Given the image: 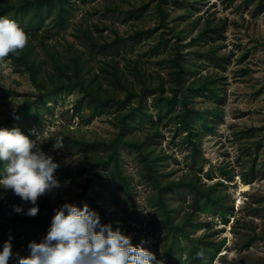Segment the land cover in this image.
Returning a JSON list of instances; mask_svg holds the SVG:
<instances>
[{
	"label": "rangeland",
	"instance_id": "1",
	"mask_svg": "<svg viewBox=\"0 0 264 264\" xmlns=\"http://www.w3.org/2000/svg\"><path fill=\"white\" fill-rule=\"evenodd\" d=\"M66 5L70 11L64 27L57 22L56 8L39 32L40 38L28 32L27 43L37 57L47 89L52 90L56 83L71 88L45 93L12 59H0V125L21 110L9 129L19 127L30 139L42 142L43 150L60 163L57 170L64 172L81 171L109 155L102 150L81 151L72 140L111 142L120 136L141 143L148 140L145 152L162 158L157 170L163 188L180 181L198 182L205 188L223 184L219 190L228 210L227 222L219 215L194 212V222L209 223V227L191 229L193 238L204 236L224 242L213 264H264V0H69ZM208 27L219 28L221 34L212 39L204 33ZM149 30L158 31L136 39L138 33ZM163 32L170 43L165 49H157ZM41 38L49 52L62 60L68 77L73 74L71 59L77 56L98 96L115 101L97 108L74 79L60 75L40 45ZM179 46H184L181 54L191 70L182 87L201 82L211 85L202 95L189 91L190 110L215 112V116L210 115L211 127L197 139V151L179 124L184 108L173 68ZM212 54L222 67L208 61ZM155 88L164 90L157 96H177L180 105L161 112L155 96L147 93L143 97L144 91ZM214 91L218 97L212 95ZM128 93L137 97L119 106ZM132 110L136 114L128 121L132 126L122 132L120 116ZM193 116V126L200 128L201 122L195 113ZM63 137L71 141L53 150L55 140ZM119 153L128 186L121 185L112 165L101 170L115 193L100 200L93 186L88 195L98 201V207L81 195L88 181L86 174L69 178L55 175L63 186L38 199L46 198L57 208L65 202L79 207L87 203L99 213L100 222L105 216L113 229L119 227L132 237V244L145 241L144 247L162 260L169 238L158 202L159 189L146 179L141 155L135 149L119 145ZM3 166L6 164H0ZM253 169L258 174L256 180L244 184L243 178ZM224 172H230V181L225 180ZM9 191L11 202H24ZM163 194L175 222L193 214L189 191ZM12 217L6 207H0L1 248L11 235L13 253L27 256L29 242H40L48 229L33 233L11 227ZM182 244L188 245L185 240ZM13 262L10 258L9 264Z\"/></svg>",
	"mask_w": 264,
	"mask_h": 264
},
{
	"label": "trees",
	"instance_id": "2",
	"mask_svg": "<svg viewBox=\"0 0 264 264\" xmlns=\"http://www.w3.org/2000/svg\"><path fill=\"white\" fill-rule=\"evenodd\" d=\"M69 0H0V16H7L11 19H14L18 22V24L25 29V31L31 34L35 39L40 38L39 32L44 28V25L48 19V17L54 12L57 8L58 17L57 22L60 27H64L67 22V15L69 13V8L66 3ZM162 11V10H160ZM163 12V11H162ZM158 30H149L138 33L136 39H141L144 35H151ZM204 33L209 37L214 38V35H220L221 30L219 28L214 29H205ZM202 38V37H201ZM40 45L43 47L44 51H46L47 55L50 56L52 62L56 69L60 72L61 76L67 77L69 80H73L78 84L79 87L86 93V95L92 100L95 101L97 108H105L111 101L106 99L104 100L100 96H98L97 90H95L90 82H87L86 74L84 73V65L81 62L80 58L77 56L72 57L71 62V71L72 76L68 77V72L65 70V66L62 60L58 55L52 52H49V46L46 44L43 38L39 39ZM170 40L166 38L165 32L160 34L159 43L156 46L157 49H165L168 47ZM30 43H27L26 46L22 50H18V54H9L7 59H12L15 64L21 68L23 71H26L33 83L38 86V88L42 89L45 93H54V92H63L67 89H70L71 86H60L53 79V85L55 87L51 89H47L45 80L40 75L41 71L39 65H37V57L33 56L34 54L31 52ZM179 50L173 60V68L175 69V79L177 82L178 89H181V105L184 108V112L179 121L183 131L186 132V140L192 146L194 151L198 150L197 139L201 138L202 134L205 130L211 127L210 125V115L215 116V112L212 114L209 111H192L188 108L189 96L190 92L196 95H202L206 93V91H210L207 87L210 85L208 82H201L200 85L195 86L193 83L187 89L182 87V83L186 78V75L190 73L191 70L187 68L185 64V55L181 54V50L184 46H179ZM208 61L216 62L217 66L222 67L220 63V59L215 57V55H209ZM119 82L121 78L115 76ZM211 86V85H210ZM150 93V96H155V101L157 106L160 108V111H168L173 109L174 107L180 105V101H178V97L174 96L173 98H165L163 96H157L159 93H164V90H159V88L148 89L144 91L143 97L145 94ZM214 97H218L216 91L212 92ZM137 96L133 93L127 94V99L124 101H119L118 105L124 107L129 99H135ZM144 98V99H145ZM141 103V102H140ZM195 113L196 117L201 122V127L197 128L193 126L192 122L195 119L193 116ZM21 114V110L17 111L13 116L9 118L6 124L0 125V127H12L15 119ZM136 114L134 110L129 112L126 115L120 116V127L122 132H125L129 127L132 126L128 121H133ZM63 145L67 143V141H71L70 138L63 137ZM75 148H78L81 151L91 152V151H108L109 155L106 159L96 161L93 165L86 167L85 169L78 172H64L57 170L54 175L59 177L69 178L74 174H86L88 175V181L83 185L82 196L89 197V200L98 207V201L88 195V191L94 186L97 189L96 195L100 200H105L108 195H114V188L110 186L108 183H105V179L102 176L101 170L109 168L111 165L113 166V172L116 176H118V181L122 186L127 187L129 183V178L123 174V170L120 163V153H119V145L123 147L132 148L137 151L141 155L142 162L146 169V179L159 189L158 191V202L160 204L161 210L164 214V227L167 230L166 238H169V242L167 245V249L164 252V257L161 260V264H213V262L218 257V254L224 247V242H216L210 239V237H200L193 238L191 229L194 228L195 231L199 230L201 227H209V223H200L197 224L194 222V212L196 213H210L213 215H219L221 219L226 223L227 222V213L228 210L224 204L223 196L219 190L220 186L223 184L218 183L208 188L201 186L198 182L191 181L187 182H172L166 185L164 188L161 186V174L157 170V165L162 161L160 156L152 157L149 153L145 152L147 149L148 140L144 143H141L136 140H126L121 136L116 140L111 142H93L89 143L86 141H78L72 140ZM225 180H231L232 175L230 172L223 173ZM257 172L255 169L245 176L242 180L244 184H252L257 177ZM186 189L189 191L192 197L191 208L193 214L188 213L181 222H175L173 218V213L168 209V205L166 204L165 193L171 192L172 190L181 195V191ZM5 200L0 199V207H6L13 217L10 219V226H17L19 228H23L25 231H31L35 233L36 231L45 228H49L51 220L54 216L53 209L57 208L54 206L48 199L41 198L37 200V204L39 205V213L32 217L24 214H17L13 211L12 206L18 205L16 201H10V191H6ZM80 198V197H78ZM78 202V199L75 203ZM19 206L23 207L25 211L31 207L32 205H26L24 202H21ZM102 224H111L105 216L101 218ZM185 240L188 245L183 247L182 241ZM132 243V242H131ZM134 245V244H133ZM135 246V245H134ZM1 248V243H0ZM202 252L203 256H197V253ZM14 259V258H12ZM15 264V261L13 262Z\"/></svg>",
	"mask_w": 264,
	"mask_h": 264
},
{
	"label": "clouds",
	"instance_id": "3",
	"mask_svg": "<svg viewBox=\"0 0 264 264\" xmlns=\"http://www.w3.org/2000/svg\"><path fill=\"white\" fill-rule=\"evenodd\" d=\"M28 39V33L17 21L0 16V59L18 54ZM30 133L35 134L34 130ZM41 145L19 127H0V164H6L0 167V199L11 190L32 205L26 211L13 205L17 214L36 216L38 198L63 186L54 175L60 163ZM62 146V138H57L53 150ZM53 212L47 234L40 242H29L27 256L13 253V237L9 235L0 248V264H9L10 258L15 264H161L156 254L144 247L145 241L134 246L130 235L119 227L102 224L99 213L87 203L79 207L65 202Z\"/></svg>",
	"mask_w": 264,
	"mask_h": 264
},
{
	"label": "bare ground",
	"instance_id": "4",
	"mask_svg": "<svg viewBox=\"0 0 264 264\" xmlns=\"http://www.w3.org/2000/svg\"><path fill=\"white\" fill-rule=\"evenodd\" d=\"M246 189H248V187L246 186Z\"/></svg>",
	"mask_w": 264,
	"mask_h": 264
}]
</instances>
